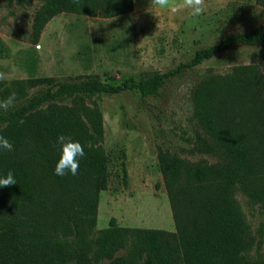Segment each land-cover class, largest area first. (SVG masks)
<instances>
[{"label": "trees", "instance_id": "obj_1", "mask_svg": "<svg viewBox=\"0 0 264 264\" xmlns=\"http://www.w3.org/2000/svg\"><path fill=\"white\" fill-rule=\"evenodd\" d=\"M32 42L60 14L110 19L133 11V0H40ZM264 8V0H255ZM236 46L264 47V28L230 34L197 49L175 68L144 79L108 84L99 75L75 81L34 77L0 81V100L41 87L26 103L0 112V135L13 150H0V176L12 171L17 184L0 187V264H258L257 240L235 198L264 204V76L255 66L206 80L194 95V136L188 156L215 158L212 164L157 147V162L169 200L175 232L120 226L114 218L92 240L99 195L109 183L108 157L97 139L103 117L84 99L136 92L156 96L165 83ZM31 66V64H28ZM83 146L76 175L54 174L59 135ZM124 178L126 169L123 168Z\"/></svg>", "mask_w": 264, "mask_h": 264}, {"label": "rangeland", "instance_id": "obj_2", "mask_svg": "<svg viewBox=\"0 0 264 264\" xmlns=\"http://www.w3.org/2000/svg\"><path fill=\"white\" fill-rule=\"evenodd\" d=\"M133 2L131 13L110 19L60 14L33 43L32 24L41 1L0 0V74L5 76L0 81L15 90L16 81L31 75L72 82L96 74L108 84L127 77L141 80L175 68L195 50L230 34L264 28V8L255 0H205L206 10L198 17L190 9L172 13L151 7V0ZM238 66H255L264 76V47L236 46L219 53L168 80L156 96L141 98L128 91L84 99L102 114L103 134L97 145L108 157L110 174L107 190L99 195L92 240L111 218L122 227L175 232L157 147L212 164L213 157L181 153L189 148L186 138L194 136L193 98L206 80L225 76ZM40 90L27 89L25 97L15 99L14 107ZM235 198L253 235L261 240L258 255L254 250L251 256L264 264V204L250 202L240 189Z\"/></svg>", "mask_w": 264, "mask_h": 264}, {"label": "clouds", "instance_id": "obj_3", "mask_svg": "<svg viewBox=\"0 0 264 264\" xmlns=\"http://www.w3.org/2000/svg\"><path fill=\"white\" fill-rule=\"evenodd\" d=\"M74 3H79V0H73ZM151 7L160 9H168L172 13H179L182 10L190 9L193 17H198L204 14L206 10L205 0H151ZM5 79L4 74H0V80ZM15 93H12L4 100H0V111L7 112L14 107ZM59 145L60 156L55 165L54 174L57 176H66L69 173L76 175L79 170L80 158L85 156L83 146L79 141H74L70 136L63 134L59 135L52 147ZM0 150L12 151L13 144L4 136L0 135ZM17 184V181L9 171L6 175L0 176V187H8Z\"/></svg>", "mask_w": 264, "mask_h": 264}]
</instances>
